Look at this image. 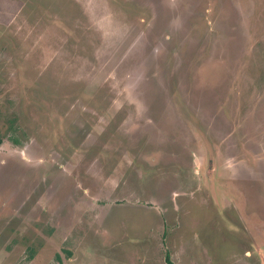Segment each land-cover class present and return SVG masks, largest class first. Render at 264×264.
Listing matches in <instances>:
<instances>
[{"label":"rangeland","instance_id":"rangeland-1","mask_svg":"<svg viewBox=\"0 0 264 264\" xmlns=\"http://www.w3.org/2000/svg\"><path fill=\"white\" fill-rule=\"evenodd\" d=\"M0 139V264H264V0H0Z\"/></svg>","mask_w":264,"mask_h":264},{"label":"trees","instance_id":"trees-1","mask_svg":"<svg viewBox=\"0 0 264 264\" xmlns=\"http://www.w3.org/2000/svg\"><path fill=\"white\" fill-rule=\"evenodd\" d=\"M0 143H1V139H0ZM56 258H59L58 255H56ZM165 262L166 264H174L170 258L169 252H165Z\"/></svg>","mask_w":264,"mask_h":264},{"label":"crops","instance_id":"crops-1","mask_svg":"<svg viewBox=\"0 0 264 264\" xmlns=\"http://www.w3.org/2000/svg\"><path fill=\"white\" fill-rule=\"evenodd\" d=\"M247 255L251 256V254H250V253H249V254H247Z\"/></svg>","mask_w":264,"mask_h":264}]
</instances>
